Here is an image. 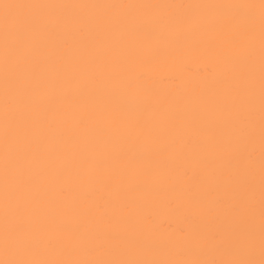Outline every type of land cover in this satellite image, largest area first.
<instances>
[{"label":"snow or ice","instance_id":"obj_1","mask_svg":"<svg viewBox=\"0 0 264 264\" xmlns=\"http://www.w3.org/2000/svg\"><path fill=\"white\" fill-rule=\"evenodd\" d=\"M36 8L97 9L88 18L12 15ZM166 9L141 17L119 9ZM3 32V224L0 264H264V0L172 4L0 3ZM57 29L74 55L48 56ZM204 59L219 69L183 91H161L136 65L178 68ZM259 79V232L255 144ZM247 152L246 162L242 153ZM193 156L230 194L191 239L214 255L188 259L125 256L144 241L127 230L114 201L138 181L164 182L170 163ZM77 188L46 200L56 165ZM188 176V171H184ZM188 199L200 204L189 188ZM150 217L145 216L147 223ZM54 232L55 238L41 235ZM57 253L37 257L35 250Z\"/></svg>","mask_w":264,"mask_h":264},{"label":"bare ground","instance_id":"obj_2","mask_svg":"<svg viewBox=\"0 0 264 264\" xmlns=\"http://www.w3.org/2000/svg\"><path fill=\"white\" fill-rule=\"evenodd\" d=\"M33 3V4H172L189 3L193 0H0V3ZM120 14L130 17H141L147 13L166 15L171 10L166 9H119ZM3 9H0V15ZM12 15H29L42 17L46 20L57 18H81L88 19L100 15L97 9L81 8H36L13 10ZM55 38L49 42L46 55L59 56L74 55L78 45L73 44L72 50L66 52L62 47L63 41L68 35L61 29H57ZM137 71H143L149 77L157 89L161 91H183L195 85H203L207 80L219 72V69L204 59H188L178 68L156 69L151 65L138 63ZM3 32L0 28V227L3 224ZM256 122L255 144V205L257 208L256 230L259 232V79L257 72L256 104L254 110ZM247 152L242 153V162H246ZM171 172L167 179L161 182L159 179L147 178L138 181V187L129 189L119 199L114 201L110 214L119 216L121 208L126 205V221L123 224H115L112 227L114 233L127 230L128 233L138 236L144 245L131 251H125V256L145 259H188L194 256L204 255L211 257L214 253L204 249L203 252L194 245L191 234L194 230L201 229L205 223L202 215V207H207L213 213H218L227 207L230 202V194L227 193L222 183L212 181L209 178L205 166L193 156H186L170 163ZM188 176H184V171ZM47 189L46 200L55 202L56 193L61 189L72 190L74 197L86 190L84 187L77 189L71 182L68 174L59 168L57 164L52 172L43 178ZM192 192L199 199L200 204L190 202L187 192ZM150 217L145 223L144 217ZM41 235L55 238L54 232H46ZM37 257L54 258L57 253L51 249L40 248L35 250ZM0 258L3 253L0 251Z\"/></svg>","mask_w":264,"mask_h":264}]
</instances>
